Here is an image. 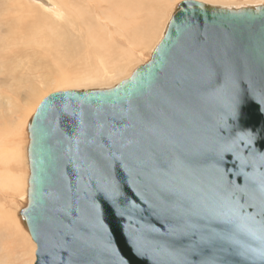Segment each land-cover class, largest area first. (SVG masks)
<instances>
[{"label":"water","instance_id":"water-1","mask_svg":"<svg viewBox=\"0 0 264 264\" xmlns=\"http://www.w3.org/2000/svg\"><path fill=\"white\" fill-rule=\"evenodd\" d=\"M28 132L36 264H264V5L182 1L146 64Z\"/></svg>","mask_w":264,"mask_h":264},{"label":"rangeland","instance_id":"rangeland-1","mask_svg":"<svg viewBox=\"0 0 264 264\" xmlns=\"http://www.w3.org/2000/svg\"><path fill=\"white\" fill-rule=\"evenodd\" d=\"M141 1L144 4V8L136 16L135 21H137V24L143 26L152 19L154 20L156 16L161 17L162 15V17L160 18L161 22L158 20L159 18H155L158 24L156 29H153L151 38H148L147 45H143L142 42L144 41L141 39L129 45L124 34L115 35L118 43L130 46L134 53V61L128 66L127 71L107 82L75 85L74 80L78 76L87 75L86 66L83 68L79 67L78 69V66L70 65V70L67 69V71H63L60 74L52 63L53 59L61 58L63 55L54 58L48 56V54H52L51 52L55 49V45L47 44L45 46H38L35 44L36 41H40L41 38L47 36L46 33H41L43 30L54 29L50 25L51 23L45 20V17L49 16L53 19L59 17L60 13H51L53 15L51 16L49 15L50 12L46 11H51L56 8L57 0H21L20 2L23 4L21 6L23 7L19 9H16L15 5H20V2H15V0H12V2L0 0V36L3 37L0 39V87L4 85V90L2 91L4 96L0 99V110L3 109V112L0 113V264H36L37 260V249L33 245V239L20 213L28 204L23 200L24 196L26 194L28 195V180L30 175L28 126L33 117L35 104H38L51 93L58 91L112 88L121 81L129 78L137 67L146 64L151 59L152 53L167 29L172 14L176 12L179 2L182 0ZM200 1L206 5L209 3L208 6L215 5L217 7L231 9L264 5V0H233L229 4L215 2L212 4L210 3L212 2L211 0ZM91 5L95 7V3H91ZM160 5L167 6L165 10L166 14H156L159 12V8L162 9ZM155 6L159 8L157 9ZM115 13L118 15L119 10ZM148 14L149 17L147 16ZM125 19L127 23H130L127 20L130 18L126 17ZM135 31L139 32L140 29L136 28ZM96 34L95 32L94 37L96 40L99 42L102 41V38ZM23 36L25 39L20 43L19 39ZM47 38L48 36L45 38L48 43H55L53 39L49 38L47 40ZM75 57L76 62H82L80 61V57L74 56L73 58L75 59ZM37 63H41L43 67L45 66V70ZM79 65L82 66L83 64ZM31 68L35 69L36 73H39L40 76H37L38 80L36 74L34 75L31 71ZM49 70H52V72ZM44 76L46 77L44 78ZM2 80L6 81V83L2 84ZM42 81L46 84L42 83ZM41 85L42 89L37 95L34 92V97H36L29 102L28 96L31 90L28 86L36 88ZM10 108L11 111H9ZM26 123L28 124L26 125ZM17 178L20 179L21 183ZM15 181L18 184H15Z\"/></svg>","mask_w":264,"mask_h":264},{"label":"bare ground","instance_id":"bare-ground-1","mask_svg":"<svg viewBox=\"0 0 264 264\" xmlns=\"http://www.w3.org/2000/svg\"><path fill=\"white\" fill-rule=\"evenodd\" d=\"M8 1L12 2V0H8ZM20 1L21 0H15V2H20ZM182 1H180L179 4ZM211 1L212 2L210 3L212 4H214L213 2L229 4L233 0H211ZM91 3H95V7L91 5ZM19 4L20 5H15L16 9L23 7L21 6L23 5L22 2H20ZM56 6L57 7L52 9L51 11L50 10H46V11L50 12V14L48 13L49 15H51V13L52 14L60 13L59 17L53 19L52 17H49L47 15H46L47 17L44 16L45 20L50 22L51 23L50 25H52L54 29L43 30L41 32L47 34L48 36L47 40L49 38L53 39L55 43H48L45 39L47 37L46 36L45 38H41L40 41H36L35 44L38 46H45L47 44L55 45V49L51 52L52 54L51 55L48 54V56L54 58L56 56L58 57L60 55H63V57L61 56V58H55V59L52 58L53 59L52 64L60 74L63 71L64 72L67 71V69L70 70L71 67L70 65L78 66V69L79 67L83 68L86 66L87 75L78 76L74 80L75 85H83L88 83L95 84L96 82H104V81L107 82L115 77L117 78L118 75L126 72L128 66L132 64L131 62L134 61L133 60L135 58L134 53L130 48V46H125L123 44L118 43L116 41L115 35L124 34L126 39L128 40L129 45H131L130 43L138 42L140 39L144 41L142 42L143 45H147L149 41L148 38L149 37L151 38V34L154 31L153 29L154 28L156 29V26L158 24V21H155L157 20L155 18H159L158 20L160 21L161 20L160 18L162 17V15L161 17L154 16L155 17L154 20L150 19L151 21H149L143 26L137 24L136 23L137 21H135L136 16L144 8V4L141 0H57ZM161 7L162 9L158 7L159 12L156 13L157 15L159 13L166 14L165 10L167 6L164 5ZM153 9L155 10V8ZM118 10H119V14L117 15L115 12ZM147 16L149 17V14ZM126 17L130 18L127 19L128 21H130V23L126 22L125 19ZM163 18H165V16H163ZM136 28H139L140 31L139 32L135 31ZM161 28L163 29V27ZM95 32L99 35L100 38H102V41L99 42L96 40V38L94 37ZM1 38L3 37L0 36V39ZM24 39L25 38L23 36L21 39H19V42L22 43ZM44 50L46 51V49ZM61 50L62 52L60 53ZM65 50H69V51H65ZM75 52L77 53L74 54ZM74 56H78V58L80 57V61L82 62L79 63L76 62V57L74 59L73 58ZM37 64L42 69H44L45 66L43 67L41 63H37ZM79 64H83V65L80 66ZM31 71L34 73V75L36 74V78L38 80L37 76H40L39 73H36V70L33 68H31ZM49 71L52 72V70ZM58 76L62 77L61 75ZM45 77L46 76H44V78ZM1 83L5 84L6 81L2 80ZM42 83L45 82L42 81ZM5 88L7 87L5 86ZM28 88L31 90V93L28 96L30 102L36 97V96L34 97L35 95L34 92L37 95L38 92L42 89V85L37 86L36 88L28 86ZM3 90H4V85L0 87V99L2 96H4L2 94ZM79 90L84 91L81 89ZM41 102L42 100L38 104L37 103L35 104L33 110V116ZM9 111H11V108L9 109ZM1 112H3V109L0 110V113ZM27 124L28 123H26V125ZM17 179L21 183L20 179L19 178ZM16 181L14 183L18 184V182ZM23 200L24 202H26V204L28 203L29 198L27 194L24 196ZM32 242L33 245H35V249H37L36 242L34 240Z\"/></svg>","mask_w":264,"mask_h":264}]
</instances>
